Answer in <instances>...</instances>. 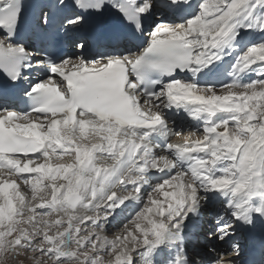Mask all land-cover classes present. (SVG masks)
I'll list each match as a JSON object with an SVG mask.
<instances>
[{
  "label": "snow or ice",
  "instance_id": "1",
  "mask_svg": "<svg viewBox=\"0 0 264 264\" xmlns=\"http://www.w3.org/2000/svg\"><path fill=\"white\" fill-rule=\"evenodd\" d=\"M0 73V264H237L264 229V0H0Z\"/></svg>",
  "mask_w": 264,
  "mask_h": 264
},
{
  "label": "bare ground",
  "instance_id": "2",
  "mask_svg": "<svg viewBox=\"0 0 264 264\" xmlns=\"http://www.w3.org/2000/svg\"><path fill=\"white\" fill-rule=\"evenodd\" d=\"M26 36H28V34H27V27H22V29H21V39H25L26 38ZM208 219H210V216H205L203 219H202V221H201V224L204 226V228H207V227H210V225L207 223V221H208ZM202 233H200V235H199V239L198 240H196L195 241V243L197 244V247H200V245H201V247H200V249L201 248H203V247H205V248H207L208 246H210L213 242H211V241H209L207 238H206V236L204 235V233H203V231H201ZM250 232H255L257 235H259L260 237H264V229H261V227H257V229H255V230H252V231H250ZM240 234V233H239ZM239 234L237 235V237L235 238L236 240H237V238L239 237ZM204 239V240H203ZM205 248H203V249H205ZM240 259H238V261H239ZM237 264H238V262H237Z\"/></svg>",
  "mask_w": 264,
  "mask_h": 264
},
{
  "label": "rangeland",
  "instance_id": "3",
  "mask_svg": "<svg viewBox=\"0 0 264 264\" xmlns=\"http://www.w3.org/2000/svg\"><path fill=\"white\" fill-rule=\"evenodd\" d=\"M201 233H202V232H201ZM203 240H204V239H203ZM200 247H201V245H200ZM200 247H199V248H200ZM203 248H205V247H203ZM203 248H201V249H203Z\"/></svg>",
  "mask_w": 264,
  "mask_h": 264
}]
</instances>
